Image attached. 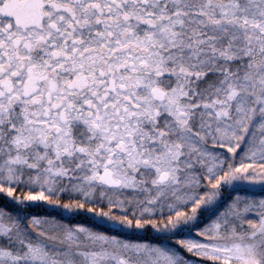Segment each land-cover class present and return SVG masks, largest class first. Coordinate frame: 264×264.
Instances as JSON below:
<instances>
[{"label": "snow or ice", "instance_id": "1", "mask_svg": "<svg viewBox=\"0 0 264 264\" xmlns=\"http://www.w3.org/2000/svg\"><path fill=\"white\" fill-rule=\"evenodd\" d=\"M0 264H264V0H0Z\"/></svg>", "mask_w": 264, "mask_h": 264}]
</instances>
